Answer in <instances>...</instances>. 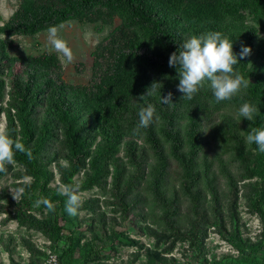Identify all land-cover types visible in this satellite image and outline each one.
Instances as JSON below:
<instances>
[{
  "label": "trees",
  "instance_id": "trees-1",
  "mask_svg": "<svg viewBox=\"0 0 264 264\" xmlns=\"http://www.w3.org/2000/svg\"><path fill=\"white\" fill-rule=\"evenodd\" d=\"M115 18L120 24L96 48L88 85L67 84L53 53H9V38L33 37L50 25L73 21L112 25ZM208 31L236 40V52L241 45L252 49L236 66L249 80L246 95L217 103L207 86L192 99L178 91L170 55L190 35ZM153 82L160 90L141 99ZM169 93L173 103L165 104L163 95ZM245 101L259 109L252 121L238 116ZM147 104L155 107L158 119L135 132L138 112ZM1 118L4 134L31 148L33 158L16 152L11 163H0V179L9 174L11 187L23 189L18 200L8 188L0 191V225L14 221L42 234L59 252V264L97 259L93 241L101 249L115 242L138 246L116 229L129 218L156 243L173 239L199 249V264H209L202 249L210 228L248 261L264 245V153L245 140L251 127H264V0H21L0 26ZM57 175L59 184L51 187ZM65 184L79 193L98 189L108 195L81 202L78 214L88 213L82 223L92 232L87 243H81L82 233L64 235L72 224L65 211L67 197L60 192ZM42 196L55 206L49 211L40 205L43 216L31 210ZM240 196L263 224L257 243L241 237ZM14 243L12 235H0L2 250L10 255ZM19 244L31 253V264H39L44 253L31 238L20 237ZM145 251L147 264L167 261L156 251Z\"/></svg>",
  "mask_w": 264,
  "mask_h": 264
},
{
  "label": "rangeland",
  "instance_id": "rangeland-1",
  "mask_svg": "<svg viewBox=\"0 0 264 264\" xmlns=\"http://www.w3.org/2000/svg\"><path fill=\"white\" fill-rule=\"evenodd\" d=\"M21 0H0V26L6 23L12 15L16 12L20 5ZM120 24L118 18L114 19L112 25L99 24H81L78 22H69L62 27L58 28V35L65 39L69 46L73 50V60L68 61L62 53L57 52L51 45L48 39V32L37 34L33 37H13L6 39L8 43L9 53L12 56H40L44 53L55 54L62 66V76L64 81L69 85H88L93 78L94 73V52L98 45L105 41L107 37L112 33L115 27ZM253 61H258L254 58ZM5 121L4 118L0 119V133H4ZM15 166V164H13ZM17 168V166H15ZM52 169L55 171L54 167ZM81 176V175H80ZM77 176L76 179H80ZM58 175L52 182L51 187H56L58 182ZM13 179L8 174L4 178L0 179V191L3 188H8V191L19 199L21 191L11 187ZM81 202L89 197L100 196L106 198L107 193H102L98 189L93 191L79 193ZM105 212L109 213L106 208ZM36 214H40L39 206H33L32 209ZM239 221V231L243 239H247L250 243H257L261 241V232L263 230V224L259 216L248 212L245 199L240 196L237 211ZM45 215V211L43 213ZM70 216L72 224H67L69 228H66L64 235H69V230L75 233H82L83 239L81 243H86L92 239V232L88 228V224L82 223V219L86 218L88 213L81 212L78 216ZM4 216H0L2 219ZM230 215L228 211L225 212V227L227 230L230 228L229 220ZM119 222V221H118ZM63 224V222H61ZM66 224V223H64ZM137 225L141 223L136 222L135 218H129L128 221L118 224L117 231L128 236L131 239L138 241V246H127L125 244L115 242L113 247L107 249H101L98 245V241H93L91 247L98 252V258L90 260L87 264H147L148 258L145 255V250L148 248L152 251H156L165 256L167 261H157L155 264H199L202 260L201 251L199 249L193 250L188 245V242H173V239H169L160 243H156L155 238L148 236L142 232V229ZM12 235L15 239L14 245H19L20 237H32L43 239L37 232L26 231L24 228L18 227L17 223L11 221L7 226L0 225V235ZM99 235H101L99 233ZM6 239V238H5ZM205 246L203 255L207 259L209 264H264V245L260 248L255 256L254 261H248L243 259L242 255L226 240H224L217 232L210 228L205 239ZM66 244L62 242L60 248H63ZM13 245V246H14ZM142 246V247H141ZM168 252H165L166 249ZM79 248L75 255L77 258L81 253ZM0 251L3 252L0 244ZM166 253V254H162ZM59 254V252H57ZM4 255V254H3Z\"/></svg>",
  "mask_w": 264,
  "mask_h": 264
},
{
  "label": "clouds",
  "instance_id": "clouds-1",
  "mask_svg": "<svg viewBox=\"0 0 264 264\" xmlns=\"http://www.w3.org/2000/svg\"><path fill=\"white\" fill-rule=\"evenodd\" d=\"M47 32L48 39L54 49L62 53L68 61H72L73 50L68 42L58 35V26H48ZM235 42L236 40L233 41L220 31H208L190 35L177 51L171 53L169 65L178 71L177 89L183 93L184 98L192 99L205 86L211 89L217 103L246 95L249 80L238 71L236 66L249 56L252 49L249 46L241 45L240 51L236 52L234 50ZM159 90L158 83L153 82L141 99L145 96H154ZM163 102L172 104L173 94L163 95ZM258 112V107L250 101L243 102L238 108V116L248 121H252ZM155 113L156 109L152 104L141 107L134 131L139 132L140 129L150 126L158 119ZM247 132L246 143L255 144V150L264 153V127H251ZM16 152H23L29 158H33L31 148L26 147L19 139L0 133V163H11ZM60 192L67 197L65 211L71 216L77 215L81 205V197L77 188L65 184L61 186ZM35 203L37 206H46L49 211L55 210L53 201L47 197L42 196Z\"/></svg>",
  "mask_w": 264,
  "mask_h": 264
},
{
  "label": "built area",
  "instance_id": "built-area-1",
  "mask_svg": "<svg viewBox=\"0 0 264 264\" xmlns=\"http://www.w3.org/2000/svg\"><path fill=\"white\" fill-rule=\"evenodd\" d=\"M38 234L43 239L33 238L32 236L31 240L36 247L44 253V255L40 257L39 264H59V255L50 248L51 241L45 238L42 234ZM14 249L15 251L12 255L5 251L1 252L0 264H31V253L28 250L24 249L20 244L17 247L14 245Z\"/></svg>",
  "mask_w": 264,
  "mask_h": 264
}]
</instances>
